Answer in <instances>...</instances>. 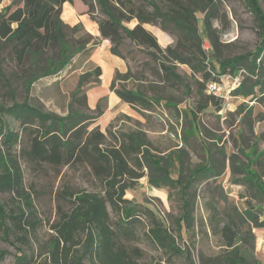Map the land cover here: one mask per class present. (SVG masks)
<instances>
[{
  "label": "rangeland",
  "instance_id": "374dc122",
  "mask_svg": "<svg viewBox=\"0 0 264 264\" xmlns=\"http://www.w3.org/2000/svg\"><path fill=\"white\" fill-rule=\"evenodd\" d=\"M16 1L3 0L0 4V13L10 5L13 6V10L16 9L17 4L14 5ZM183 1L193 7L198 6L199 9L201 6L205 7L206 11L198 15L201 33H203L202 22L205 14L210 12L214 17V28L220 38L215 51L210 40L203 34V46L205 49L209 48L208 54L213 65H216L214 55L221 59H232L236 56H247L259 46L261 42L259 27L252 5L248 1L191 0V3L189 0ZM21 3L22 0H18L20 6ZM258 3L264 15V0H258ZM136 4L141 5L142 2L136 0ZM101 16L97 13V17ZM87 18L96 23L90 16L87 15ZM136 23L134 20L125 23V26L131 28ZM81 24L84 29L76 33L69 32V41L74 46L79 41L90 40L84 24ZM149 29H155L159 33L161 31L159 27L152 25ZM166 34L168 39L165 42L157 35L160 45L163 48L175 47L177 39L181 38V33L174 31V35ZM92 42L98 45L94 37ZM187 47L190 48V45ZM120 49L125 57L120 58L125 60L128 70L130 69L136 78L133 82H128L127 87L134 86L144 91L148 97L157 96L161 98L160 103L151 110L144 111V115L135 112V118L132 120L122 114L110 120L112 111L107 113L105 95L99 100L96 108L89 107V91L92 88L89 87L86 93L87 102L79 96L74 108L86 114V120L82 125L88 131L98 128L108 136L112 134L110 136L112 141L115 140L114 137L123 140L124 135L132 130H144L152 142L149 151L157 164L146 169L147 161L143 159L141 164L145 168L146 176L138 180L125 195V199L131 202L130 206L137 210L132 223L130 222L127 227L120 226L119 212L108 204L110 223L128 248L127 262L130 264H224V258L229 255L230 250L226 249L221 232L224 225L229 222L227 216H232L238 225L235 229L240 235L239 239L248 237L251 240L250 244L239 240L241 254L246 255L250 264H264V229L254 228L246 214L247 208L257 209L259 206L258 201L252 196L262 195L259 189L264 190V103L232 97L222 102V109L209 108L200 111L197 86L189 77L191 70L188 65L177 64V72L184 77L185 86L182 89H173L160 82L157 74L158 63L146 50L137 49L129 40ZM92 50L91 47L87 48L83 54L76 55L72 64L59 75L42 78L29 89L25 86V77L29 78L36 72L40 73L41 61L36 67L32 62H28L26 69L29 70V75L25 76L8 53L4 54L3 63H0V121L4 124L5 131L10 130L19 134V140L13 149L19 156L23 155L24 150H31L33 139L41 133V123L35 119L25 123L13 115L2 114L1 111L16 104L26 103L46 113L60 117L67 116L73 93L82 75L96 67L91 63L86 64ZM211 51L214 55H211ZM196 78L201 77L197 75ZM93 79L94 77L91 78ZM93 88H96L97 93H106L101 91L100 85ZM98 107L103 114L92 119L97 116ZM222 151H225L228 157L235 155L236 170H245L246 175L233 176L230 161L227 160L226 170L222 176L208 181L202 177L192 180L187 197L194 203L195 222L189 228L182 227L180 236L178 220L184 213L181 186L162 182L156 187L149 180L152 178L155 182L159 181L166 170L169 173V180L176 182L181 179L182 185L185 186L192 179L195 168L208 162L210 155L214 156L213 163H224ZM21 162L24 186L32 194L36 209V214L32 217L36 227L32 231V239L24 240L26 244L19 239L20 234L15 229L10 239L11 243L0 241V250L7 251L0 264H17L18 248L33 257L36 264H41L45 259L42 255L43 248L55 236L51 226L59 221L63 212H69L74 206L67 195L84 191L105 195L103 184L84 163L60 166L29 161L23 156ZM244 178L249 179L244 182L245 184L241 181ZM233 179L241 183L236 184ZM0 201L8 210L16 209L18 206L17 198L10 193L0 192ZM262 201L260 206L264 207L263 195ZM153 218H157L168 227L176 239L177 246L183 250V254H175L169 249H164L153 240L149 234V230L153 227ZM78 248L79 254L82 255V246ZM84 263L104 264L101 258L92 253L86 255Z\"/></svg>",
  "mask_w": 264,
  "mask_h": 264
},
{
  "label": "trees",
  "instance_id": "16d2710c",
  "mask_svg": "<svg viewBox=\"0 0 264 264\" xmlns=\"http://www.w3.org/2000/svg\"><path fill=\"white\" fill-rule=\"evenodd\" d=\"M74 1L76 0H23L24 5L20 6L17 0L14 4H17L16 9L13 10V6L10 5L1 11L0 63H3V56L7 52L16 62L17 68L28 76L27 63L32 62L36 67L41 61V72H36L29 78L25 77L27 89L42 78L59 75L72 64L76 55L83 54L87 48H93L97 44L92 42L93 37L90 34L89 41H79L76 46L69 41V32L76 33L84 29L82 24L71 27L62 19L64 4H72ZM81 1L88 8L87 14L98 23L101 36L111 42V52L124 59L120 48L127 40L137 49L146 50L158 63L157 74L164 85L182 89L185 86L183 85L185 79L177 72V64L188 65L191 70L189 77L197 86L200 111L223 108L222 101L207 92V84L226 73L238 75L243 72L241 84L233 91V97L264 103V15L258 0L245 1L252 5L255 13L261 39L259 46L247 56L241 55L232 59H221L211 51V55L216 59V65L210 60L209 48L205 49L203 46V34L210 40L213 51L216 50L220 38L216 34L214 17L210 12L204 16L203 33L200 32L198 15L206 11L203 6L199 9L200 7H193L183 0H139L142 2L141 5L136 4V0ZM189 1L191 3V0ZM2 2L3 0H0V4ZM97 13L102 16L97 17ZM134 20L138 21L135 27L125 26V23ZM146 24L159 27L170 35H174V31L179 32L181 38L177 39L175 47L163 48L156 35L145 27ZM187 45H190V48ZM197 75L201 78H196ZM101 76L102 69L99 66L82 75L73 93L69 113L65 117L40 111L26 103L16 104L1 111L2 114L13 115L25 123L34 119L39 121L41 133L33 139L31 150H24L23 155L19 156L13 150L19 140V134L10 130L5 131L4 124L0 121V192L13 194L18 201V206L12 210H8L0 201V241L11 243L10 239L15 229L20 234L19 239L25 243V239H32V231L36 227L35 222H32V217L36 214L32 194L24 186L22 156L29 161L60 166L84 163L91 168L104 186V196L87 191L67 195L74 206L69 212H63L59 221L51 226L55 236L43 248L42 255L45 259L41 264H85L84 258L91 253L101 258L104 264H130L127 262L128 248L110 223L108 204L119 212L120 226H129L136 217L137 210L125 199L126 192L146 176L145 168L155 167L157 162L151 157L149 150L152 142L144 130H132L124 135L123 140L114 137L115 140L111 141L112 134L108 136L98 128L92 131L83 128L86 114L75 109L74 104L79 96L87 102V88L99 85ZM134 80L136 78L130 69L126 73L116 72L110 89L133 110L143 114L144 111L151 110L159 104L161 98L148 97L144 91L134 86L128 88L127 83ZM96 111L97 116L92 119L103 114L100 107ZM125 118L132 120L128 116ZM222 153L224 163H213L214 156L210 155L208 162L195 168L192 179L185 186L182 185L181 179L176 182L169 180V173L166 170L159 181L155 182L152 178L149 180L156 187L162 182L181 186L184 213L178 220L180 236L182 227L189 228L195 222L194 203L187 197L192 180L202 177L208 181L222 176L226 170L227 160L230 161L233 176L246 175L245 170H236L235 155L228 157L225 151ZM143 159L147 161L145 168L141 164ZM248 180L244 178L241 181L245 184L244 182ZM233 182L241 183L234 179ZM259 192L264 196V190L259 189ZM262 195L252 196L258 201L257 209L250 207L246 209L248 221L256 229H264V207L260 206L263 203ZM153 214L155 215L154 212ZM227 217L229 222L224 225L221 234L225 240V247L230 252L225 256L224 264H250L246 255L241 254L238 242L241 240L250 244L251 240L248 237L239 239L240 235L235 229L238 227L235 218ZM157 218H153V227L149 230L153 240L164 249H169L175 254H183L168 227ZM79 246H82V255L79 254ZM6 254L7 251L0 250V262ZM16 257L17 264H36L33 257L21 248L17 249Z\"/></svg>",
  "mask_w": 264,
  "mask_h": 264
},
{
  "label": "crops",
  "instance_id": "0c3cea01",
  "mask_svg": "<svg viewBox=\"0 0 264 264\" xmlns=\"http://www.w3.org/2000/svg\"><path fill=\"white\" fill-rule=\"evenodd\" d=\"M23 5L24 3L22 0L21 6ZM86 8L87 6L81 0H76L72 4L65 3L63 6L62 19L66 24L71 27L83 23L87 33L92 35L98 41V45L96 44L93 46L91 56L86 61V64L91 63L94 64L96 67H101L102 76L101 83L99 85L101 87V91L106 93H97L96 88H93L94 86H92V88H90L91 91H89V107L91 109L96 108L99 100H101L103 95H105L107 97V113H111L112 111L110 120L120 114H122L123 116L135 118L136 111L133 110L129 104L122 101L117 96V94L114 91H111L110 89L111 84L115 78L116 72L126 73L128 71L127 64L125 60L121 59L120 57L114 55L111 52V42L101 36L98 23H95L87 18L88 8L87 10ZM136 22L138 23L137 20ZM137 23L135 24V26L137 25ZM149 26L151 25H145V27L150 30L154 35H156L158 39L159 37L157 35L161 37V41H167L168 37L165 32H163L161 29L160 33L156 32L155 29H149ZM110 104L115 107L111 106Z\"/></svg>",
  "mask_w": 264,
  "mask_h": 264
},
{
  "label": "built area",
  "instance_id": "2783aa9c",
  "mask_svg": "<svg viewBox=\"0 0 264 264\" xmlns=\"http://www.w3.org/2000/svg\"><path fill=\"white\" fill-rule=\"evenodd\" d=\"M242 74L243 72H240L238 75L226 73L219 76V79L210 81L207 84V92L222 102L230 100L233 97V91L241 84Z\"/></svg>",
  "mask_w": 264,
  "mask_h": 264
}]
</instances>
